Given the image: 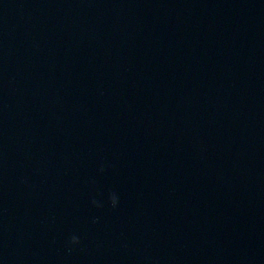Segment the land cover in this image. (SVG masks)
<instances>
[{
	"label": "water",
	"instance_id": "obj_1",
	"mask_svg": "<svg viewBox=\"0 0 264 264\" xmlns=\"http://www.w3.org/2000/svg\"><path fill=\"white\" fill-rule=\"evenodd\" d=\"M0 264H264V0H0Z\"/></svg>",
	"mask_w": 264,
	"mask_h": 264
},
{
	"label": "clouds",
	"instance_id": "obj_2",
	"mask_svg": "<svg viewBox=\"0 0 264 264\" xmlns=\"http://www.w3.org/2000/svg\"><path fill=\"white\" fill-rule=\"evenodd\" d=\"M101 171H104V169L102 168ZM110 202H111V206L113 209H116L119 206V197L116 195V193H112L110 196ZM93 205L97 208H102L104 205L97 201V200H93L92 201ZM80 238L77 235H73L70 238V244L71 245H79L80 244Z\"/></svg>",
	"mask_w": 264,
	"mask_h": 264
}]
</instances>
